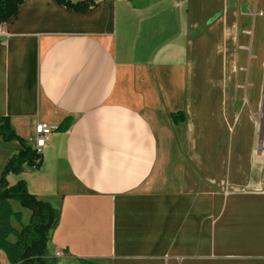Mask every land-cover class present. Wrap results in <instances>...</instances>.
I'll use <instances>...</instances> for the list:
<instances>
[{
  "label": "crops",
  "instance_id": "0c3cea01",
  "mask_svg": "<svg viewBox=\"0 0 264 264\" xmlns=\"http://www.w3.org/2000/svg\"><path fill=\"white\" fill-rule=\"evenodd\" d=\"M2 30L0 116L54 130L7 180L60 209L58 264H264V0H25Z\"/></svg>",
  "mask_w": 264,
  "mask_h": 264
},
{
  "label": "trees",
  "instance_id": "16d2710c",
  "mask_svg": "<svg viewBox=\"0 0 264 264\" xmlns=\"http://www.w3.org/2000/svg\"><path fill=\"white\" fill-rule=\"evenodd\" d=\"M24 1L0 0V24L16 17ZM98 1L74 3L71 0H56L59 5L77 13L88 12ZM173 118L177 122L178 117L174 115ZM0 139L5 143L17 141L21 146L5 166L0 178V250L6 254L10 264H58V258L51 255L49 246L59 225L60 209L31 194L24 180L13 186H9L7 181L8 175H19L26 167L39 169L42 155L28 141L17 136L8 117L0 116ZM14 205L19 210H15ZM25 211L30 212L26 224L23 223ZM80 263L88 264L86 261Z\"/></svg>",
  "mask_w": 264,
  "mask_h": 264
},
{
  "label": "built area",
  "instance_id": "2783aa9c",
  "mask_svg": "<svg viewBox=\"0 0 264 264\" xmlns=\"http://www.w3.org/2000/svg\"><path fill=\"white\" fill-rule=\"evenodd\" d=\"M2 25L0 24V40L6 36V33L2 30ZM54 133V130L48 124H38L35 129V136L28 140V143L33 146L34 150L38 154H43V150L47 145V142L50 139V136ZM63 253L61 251H57L55 253L56 258H61Z\"/></svg>",
  "mask_w": 264,
  "mask_h": 264
},
{
  "label": "rangeland",
  "instance_id": "374dc122",
  "mask_svg": "<svg viewBox=\"0 0 264 264\" xmlns=\"http://www.w3.org/2000/svg\"><path fill=\"white\" fill-rule=\"evenodd\" d=\"M209 38H210V37H209ZM207 39H208V37H206V39H205V45H204V47L201 45V49H200V50H201V53H203V52L206 51V50L203 51L204 48H206L207 50H209L208 47H207V46H208V44H207ZM211 47H212V46H211ZM207 53H209V51H207ZM207 61H208V60H206V62H207ZM243 66H245L246 68H248V67H249V64H248V63H247V64H243ZM252 66L255 68V66H256L255 63H253ZM252 81L254 82V79H253V78H252ZM262 134H263V135L261 136L262 138H259V143H258V147H259V148H261V147L264 148V130H263ZM8 162H9V161H8ZM4 169H5V168H4ZM3 171H4V170H3ZM23 172H24V171H23ZM23 172H22V173H23ZM22 173H21V174H22ZM21 174H19V175L11 174V175L20 176ZM8 176H9V175H8ZM7 181H8V180H7ZM14 208H15V210H19V208H18L16 205H14ZM25 213L27 214L26 216L29 218V217H30V213H29V212H25ZM58 262H59V261H58Z\"/></svg>",
  "mask_w": 264,
  "mask_h": 264
}]
</instances>
